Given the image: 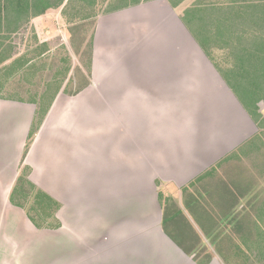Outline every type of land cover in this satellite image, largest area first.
I'll list each match as a JSON object with an SVG mask.
<instances>
[{
    "label": "crops",
    "instance_id": "obj_1",
    "mask_svg": "<svg viewBox=\"0 0 264 264\" xmlns=\"http://www.w3.org/2000/svg\"><path fill=\"white\" fill-rule=\"evenodd\" d=\"M187 1H141L99 14L91 39L89 85L74 102L60 99L61 93L56 96L23 160L36 106L0 98V264H36L38 257L44 264L50 240L56 251L62 250L61 264H198L163 232V201L171 200L180 209L261 207L257 184L263 174L255 170L254 178L252 170L238 171L236 164L237 153L261 132L217 71L218 62L205 55L183 24V14L195 0L186 7ZM53 11L19 23L0 0V70L11 63L14 37L22 28L49 30ZM6 31H11L7 38ZM4 46L11 49L6 60ZM118 80L127 97V122L132 126L134 114L141 129L136 136L141 147L138 155L125 158L122 183H112L110 175L104 183L109 193L127 184L124 228L111 222L104 227L107 222L99 214L91 216L100 202L89 194L98 191L93 183L99 176L92 145L102 138L97 130H91L97 133L91 139L83 137L78 127V118L89 112L86 100L90 103L91 97L108 110L101 91L114 95L112 89L121 88ZM70 108L75 114L79 109L80 115L67 121L65 111ZM22 167L29 169V181L59 204L58 230L36 229L9 202ZM170 192L176 196L171 198ZM197 229L202 240L214 233ZM210 250L208 264H227Z\"/></svg>",
    "mask_w": 264,
    "mask_h": 264
},
{
    "label": "rangeland",
    "instance_id": "obj_2",
    "mask_svg": "<svg viewBox=\"0 0 264 264\" xmlns=\"http://www.w3.org/2000/svg\"><path fill=\"white\" fill-rule=\"evenodd\" d=\"M116 1L96 0L93 7H88L79 0H65L59 9L52 12L54 13V18L50 22L49 30L45 32H32L31 29L24 26L23 30H21L22 32L20 31L14 37V55L11 63L5 69L0 70V98L33 103L43 101V97L46 96L44 100V103H46L50 95L56 91L55 86H59L57 95L61 93L60 99L66 100L68 103L74 102V93L88 80V65L90 62L88 52L90 43H92L91 39L95 19L99 14L104 13L107 6ZM142 1L144 2L145 0ZM193 1L188 0L185 4L186 7L190 6ZM183 9L185 7L181 8V12ZM212 53L215 62H218L219 66L226 67L228 65L226 54L214 50ZM118 82L121 88L112 89L111 92L114 95H108L106 92L101 91V97L108 110H105L101 106V102L94 96L90 98V103H87L86 100V105H89V112L85 114V117L78 118V127L83 137H94L97 133L90 132L91 130H97L98 137L102 138L96 145H92L96 149L94 151V157L96 158L94 164L97 162L98 164L94 165L93 159L89 162L91 166L94 165V171L97 170L99 172V176L93 183L94 188L98 191L94 193L89 192V194L94 195V202L98 200L100 202L95 203L94 215L91 216L99 214L100 219L103 222L104 220L107 222L104 227L108 226L111 222L112 225H123L124 228L127 225V207L129 203L127 200V184H122L120 187L116 186V190L109 193L105 190L104 186L106 184L104 183L108 181V175H110L112 183H115V181L118 184L122 183L123 171L127 168V157L133 158L138 155L141 147L139 143L140 137H136L138 129H141L139 127V119H134L136 115H130L132 126H129L127 122V97L123 95L125 92L123 81L118 80ZM106 90L108 91V89ZM184 99L186 100L187 97H184ZM259 108L264 114V104H259ZM79 111L78 109L75 114L70 108L68 111H65V114H67L65 119L69 121L73 118L74 120L75 117L77 118V115H80ZM46 116L47 114L44 116L43 121ZM180 120L183 119L180 118ZM169 127L173 126H168L167 128ZM175 130L177 134L179 128L175 126ZM18 132L20 138L21 130ZM153 132L150 131V139L153 136ZM258 137L255 142L246 145L237 153L236 159L238 160L236 164L238 171L244 172L247 170L249 172V170H252L254 175L255 170H260L263 174L260 176V181L257 184L258 191L260 192L257 195L258 199H263L261 207L253 210L251 208H238L232 211L231 209L230 214H226V210L221 214L220 208L198 207L191 210L190 207H183L180 209L189 218L198 235H200V231L197 229L198 225L192 219L195 220L198 216L204 218V214L207 213L206 216L209 217L211 226L210 230L214 233H211V238L208 237L206 240H202V238L200 246L203 249L206 248L205 253H210V249H212L227 264H264V132H261ZM28 139L29 134L26 138L24 149L28 143ZM86 146L90 148V144ZM113 157L115 158L114 162ZM122 158H124V161H122ZM23 168H20L19 173H21ZM253 177L255 178V175ZM174 194L173 192L168 193L170 197H173ZM81 196L83 197V194ZM79 203H82V200ZM82 204L85 205L84 203ZM34 205H37L36 212L39 213L37 218L47 224H53L52 216L42 212L45 203L36 198L34 192L30 191L26 200V206L32 207ZM57 214L55 217L61 228ZM211 218L213 221H210ZM222 219H227V221L230 219L236 220L231 223L225 222L227 226L223 230V228L219 229V225L223 224L225 226ZM239 220L251 223V231L239 232L233 229ZM73 226L74 229L78 228V224H74ZM232 230L235 231L232 232ZM240 236L243 239H240ZM45 240L47 245L49 238ZM170 240L174 242L172 239ZM51 242L52 240H50L48 248L46 246L44 264H61L59 255L60 253L63 254L60 252L62 250L60 248V250L56 251L54 245L51 246ZM195 255L196 252L193 256ZM83 256L86 258V254ZM193 256L191 257L193 258ZM198 261H200V258ZM42 262L43 259L38 257L36 264H43Z\"/></svg>",
    "mask_w": 264,
    "mask_h": 264
},
{
    "label": "trees",
    "instance_id": "obj_3",
    "mask_svg": "<svg viewBox=\"0 0 264 264\" xmlns=\"http://www.w3.org/2000/svg\"><path fill=\"white\" fill-rule=\"evenodd\" d=\"M64 1L4 0V7L5 11L9 10L14 20L22 23L23 21L27 22L31 18L42 16L49 10L59 9ZM79 1L88 7H93L96 2V0ZM141 1L117 0L107 6L104 13L116 12ZM183 1L178 0V3ZM173 5H176V3H173ZM5 21L10 22L11 18L6 17ZM182 21L207 57L215 60L212 53L213 50L226 54L228 65L226 67L217 65L216 69L260 132H264V114L259 108V104H264V0H195L191 7L184 12ZM6 32L5 38H7L8 34H11V31ZM3 49L4 60H6L11 55V49L8 46H4ZM91 57L90 43L89 61ZM82 85L76 90L77 92L74 95L89 85L88 80ZM55 88L56 91L50 95L46 103H44L46 96L43 97V101L32 103L36 106V112L29 131L28 143L23 151L22 160L28 152L33 136L37 133L44 116L48 113L57 96L60 87L55 86ZM28 176L29 169L24 167L10 192L9 202L11 205L21 209L36 229H59L60 225L55 217L60 208L59 204L46 193L36 188L29 181ZM30 191L34 192L35 197L39 198L41 202L45 203L42 212L52 216L53 224H47L37 218L39 215L36 212L38 204L34 205L35 207L26 206ZM162 205V228L165 234L186 255L191 257L196 252L193 258L198 264H208L212 255L211 253H205L206 248L203 249L200 246V236L182 210L175 202L168 199L163 201ZM186 208L189 207L187 206ZM190 208L193 210L198 207ZM251 209L257 208L252 207ZM224 210H226V214L231 213V209L227 208L221 209L220 213H224ZM206 214H204V218L202 216L196 217L195 221L204 233L210 234L212 230H210L209 217ZM210 221H213V219L211 218ZM223 226V224L219 225V229L223 228L224 230L227 224L225 223V226ZM233 229L239 232L251 231V223L239 220ZM235 230H232V232ZM199 258L200 261H198Z\"/></svg>",
    "mask_w": 264,
    "mask_h": 264
}]
</instances>
